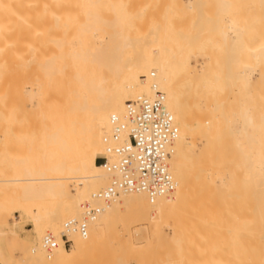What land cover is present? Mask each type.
Returning a JSON list of instances; mask_svg holds the SVG:
<instances>
[{
    "label": "bare ground",
    "instance_id": "1",
    "mask_svg": "<svg viewBox=\"0 0 264 264\" xmlns=\"http://www.w3.org/2000/svg\"><path fill=\"white\" fill-rule=\"evenodd\" d=\"M146 1L148 3L149 0H17L18 7L14 10L16 7L12 6L15 4L11 6L2 0L3 5H9L11 12L12 9L18 12L17 20L12 22L16 24L13 29L3 28L9 22L0 25L3 32L0 61L3 60L4 67L1 72H4V80H0L3 83L0 82V86H6V91L0 96L13 93V97L2 96L10 98L9 101L6 99L8 114L5 117L8 124V170L0 177L2 264H82L102 246L112 248L118 256L144 253L146 257L151 249L154 254L153 248L156 251L160 246L165 216L185 204L194 211H200L207 198L210 200L205 204L210 207L202 208L205 211L219 208L217 212L222 216L218 215L223 222L226 221L223 226L224 223L217 218L218 222L213 224L212 212L208 210L205 214L201 208L202 213H209L212 218H204L210 222L201 221L219 226V229L213 228L215 232L211 230L214 237L223 238L219 235L223 233L226 237L221 240L225 244L222 251V244L214 243L210 254H214L215 259L219 251L222 254L219 253V261L211 260L209 256V264H264V0H254L253 3L252 0H242L248 5L240 0H231L233 3L217 0V9L214 6L216 13L207 15L204 12H210V8L203 7L207 11L201 12L203 15L199 14V17L194 15L197 19L193 18L192 26L187 29L178 27L175 32L170 31V27L166 32V24L162 23L161 27L155 20H150L151 12H154L149 10L150 4L146 5V10L144 7L137 9ZM159 1L156 9L166 0ZM179 1L176 0L178 4ZM215 1L210 2L213 4ZM199 2L197 6L203 10ZM250 3L256 5L253 7ZM183 6L188 7L182 3ZM243 6L251 8L247 15L242 14L247 10ZM168 7L165 6V10ZM176 7L179 10V5ZM195 7L194 11L199 12ZM190 14L191 19L193 14ZM163 15L162 21L167 22L168 15ZM148 21L151 22L145 27ZM183 21L180 24L186 22L185 25H189V19ZM177 23L176 28L179 26ZM142 24L146 25L143 27ZM215 41L217 43L214 44ZM212 43L218 48L214 49ZM251 67L257 71L254 75ZM153 85L164 95L166 108L178 129L168 159L174 189L152 201L143 192H119L108 203H103L94 196L111 182L113 174L97 163L96 158L105 153L103 138L110 134V118L112 115L123 116L127 102L136 97H153ZM237 181L242 188L240 183L234 185ZM202 185L207 192L212 189L218 196L214 195L213 199L220 201H211L214 192L209 191L208 197ZM192 188L200 190V201L197 197L200 206L195 200L197 194L190 191ZM235 189H240L241 193ZM234 191L243 197H239L242 203L232 194ZM190 195L195 196H191L195 198V204H192L194 201L190 203ZM202 196H206L205 201H202ZM227 196H235L240 201L232 204L238 218H242L238 213L249 206L244 210L248 213L243 212L246 215L243 214L241 224L235 225L237 227L229 221L231 217L228 216L233 210ZM47 198L55 201L48 203ZM248 198H253V202L249 200V204ZM210 201H214L216 207ZM85 202L98 207L99 213L87 222L86 236L70 233L71 245L64 248L60 241L64 223L81 219V205ZM221 204L227 205L232 213L225 207V213L227 210L231 213L226 216L220 210L224 209L219 206ZM13 212L19 213L18 219L9 222ZM236 212L230 219L233 222L239 221L234 216ZM123 213L128 216L124 219L121 237L114 222ZM26 219L33 227L34 235L30 233L31 237H21L15 229ZM191 222L187 229L192 232L181 233L176 236L173 246L169 245L175 249L179 246L180 249L175 250L179 253L176 257L169 256L172 250L168 251L169 254L166 252L167 260L155 259L152 255L154 258L148 256L146 259L133 254L130 256L139 261L145 259L144 264H151L147 263L148 259L151 262L154 259L153 264L208 263L205 258L201 259L202 262L192 259L191 253L183 246V241L190 234L201 230V222L195 218V225ZM242 224L246 228H241ZM247 224L248 233L245 231ZM142 225H147L150 235L158 237V240L148 239L146 244L135 246L131 228L136 227L133 233L142 236ZM220 225L225 228L232 226L228 228L229 234L228 229L223 231ZM239 227L241 234L247 233L242 237L244 239H241V234H236ZM259 227L263 231L258 230ZM48 233L58 243L50 251L42 247V239ZM214 233L219 234L215 236ZM225 239L231 242L226 244ZM236 239L238 241L235 242ZM242 241H246L243 246ZM7 242L16 249L18 257L4 256L2 247ZM237 242L241 247L236 245L239 244ZM237 246L244 249L241 251ZM148 248L151 249L145 253ZM234 248L241 253L236 255ZM126 257L123 260L127 261ZM126 261L119 259L121 264Z\"/></svg>",
    "mask_w": 264,
    "mask_h": 264
},
{
    "label": "rangeland",
    "instance_id": "2",
    "mask_svg": "<svg viewBox=\"0 0 264 264\" xmlns=\"http://www.w3.org/2000/svg\"><path fill=\"white\" fill-rule=\"evenodd\" d=\"M1 2H0V9L2 8V10H0V15H2V16H0V18H2V19H0V25H2L4 22L5 23H10V21H11V25H8V24H5L4 26H3V28H6V27H8V28H10L11 29V27L13 26H15L16 24L15 23H12V22H15L14 20L16 19L17 20V17H15V16H18V15H16L18 12L16 11H14V10H16L17 9V0H8V2L6 1V0H3V2L5 3V4H9V5H13V4H15L14 6H12V8L13 7H16L14 10L12 9V12H11V8L10 7H8L9 5H3L2 4V0H0ZM141 1V0H140ZM144 1V0H143ZM150 1H152V2H150ZM162 1H164V0H162ZM186 1H188V2H192V0L190 1V0H180L179 2H180V4H178L177 2H176V0H166L165 1V3H163L162 4V2L160 3V8L159 7H157L158 9H156L155 8V5H157V3L159 4V0H149L148 1V3H147V1H146V4L144 3V2H142V3H144V4H140V6H138L137 7V9L138 8H142V7H144V10H146V8H148L146 5H148V4H150V5H148L149 6V10L150 9H152V11L154 10V12H151V11H148V12H151V15L152 16H154L155 15V12H156V16H154V18L151 16V19L150 20H155V21H153V22H155V23H159L160 25H162V23H163V25H165L164 26V29H166V28H168V27H170V31H173V32H175L176 30H178L179 28H182V26H183V29H187L188 27H190V26H192V20H194L195 18L197 19V17H199V14L201 15L202 13H203V11L204 10H206L205 8H206V6H208L207 7V9H209V11L211 12V7H213V11H212V13H210V12H204V13H207V15H209V14H213V13H216V9H217V4L216 3H218L219 1H215V3H211L210 1H212V0H202L204 3L205 2H208V4L207 3H205L206 5H204V4H202V2L200 1V0H197L198 2L200 1L201 2V4L203 5H201V4H199L200 6H202V8L203 7H205V8H203V10H201V7H199V6H197L198 4V2L196 1L195 3H194V0H193V3H189L191 6H193V8H194V6H196L197 7V9H199L198 11L200 12H196V11H194V9L190 6L189 7V4L188 3H186ZM234 1V0H233ZM233 1H231L230 0V3H233ZM237 1V0H236ZM241 2H242V0H240ZM248 2H250V0H247ZM247 1H243L242 3H245V5H248V4H246L247 3ZM253 1L254 0H252V3H253ZM139 2V1H138ZM138 2H136V3H138ZM150 2V3H149ZM185 2V3H184ZM199 2V3H200ZM214 2V1H213ZM255 2H256V0H255ZM168 3H170V4H168ZM175 5H174V4ZM182 3H183V5L185 4L186 6H188V7H185V6H183L182 7ZM234 3H237L238 4V2H234ZM241 3V5H244V4H242ZM139 4V3H138ZM162 4V5H161ZM166 4V5H165ZM255 5H256V3H254ZM253 4V5H254ZM172 5H174V7L172 6ZM177 5H179V7L181 8V10H180V8H179V10H178V8L176 7ZM234 6L236 5V4H233ZM253 5H251V3H250V6H253ZM254 5V6H255ZM3 6H4V8H3ZM135 6H137L136 4H135ZM165 6L166 7H168L166 10H167V13H165L166 12V10H165ZM211 6V7H210ZM214 6H215V8H214ZM237 6V5H236ZM249 6V7H250ZM253 6V7H254ZM170 7H172V9H170ZM196 7H195V9H196ZM242 7V6H241ZM248 7V6H247ZM247 7L245 6V8L247 9ZM133 8V7H132ZM177 8V9H176ZM243 8H244V6H243ZM244 8V9H245ZM134 9V8H133ZM188 9V10H187ZM215 9V10H214ZM240 9V8H239ZM245 9V10H246ZM250 9V10H249ZM252 9H254V8H252ZM6 10V11H5ZM159 12H158V11ZM163 10H165V11H163ZM169 10H172V11H170L169 12ZM244 10V11H245ZM251 11V8H248L246 11H245V13H242V14H244V15H247V11ZM15 13H14V12ZM189 11V12H188ZM194 11V12H193ZM207 11V10H206ZM215 11V12H214ZM2 12H3V14H2ZM160 12H162V13H160ZM164 12V13H163ZM176 12H178L179 13V15L176 13ZM181 12V13H180ZM192 12V14H193V17L190 19L189 18V14ZM202 12V13H201ZM238 12H241V11H238ZM14 14V16L12 15V14ZM152 13H154V15L152 14ZM168 13H172V14H169L168 15ZM174 13H176V14H174ZM195 13V14H194ZM249 13V12H248ZM11 14V15H10ZM163 14H167L168 16L166 17L167 18V22H166V20H164L165 21V23H164V21H162L164 18V16L165 15H163ZM196 14H197V17H195L196 16ZM241 13H240V15H242ZM8 15V16H7ZM158 15H159V19H158ZM177 15V16H176ZM195 15V16H194ZM203 15V14H202ZM201 15V16H202ZM215 15V14H214ZM4 16V17H3ZM6 16V17H5ZM12 16V17H11ZM162 16V17H161ZM224 18H225V15L223 14L222 15ZM11 17V19H9V18ZM14 17V18H13ZM174 17V18H173ZM190 17H191V14H190ZM161 18V19H160ZM194 18V19H193ZM5 21H4V20ZM168 19L170 20L169 22H168ZM187 19H189L190 21L187 23V24H189V25H185L186 24V22H185V24L183 23V24H180V22L182 23V20H184V21H186ZM2 20V21H1ZM8 20H10V21H8ZM176 20H178V22L179 23H177V21ZM181 20V21H180ZM159 21V22H158ZM160 21H162V22H160ZM183 21V22H184ZM149 22H151V21H148V22H145L146 24H144V25H146L145 27H147V26H149ZM175 23H177V24H179V26H177V24H176V26H177V28L176 27H174L175 26ZM154 24V23H153ZM152 24V25H153ZM8 25V26H7ZM143 25V24H142ZM144 25H143V27H144ZM150 25H151V23H150ZM155 25V24H154ZM163 25L161 26V27H163ZM159 26V25H158ZM172 26H173V29H172ZM1 28H0V41L2 40V26H0ZM13 27H12V29H13ZM140 27H142V26H140ZM142 27V28H143ZM179 27V28H178ZM184 27H186V28H184ZM176 28V29H175ZM168 30V31H169ZM12 31V30H11ZM169 31V33L170 34H172V32H170ZM6 32H8V31H6ZM6 32H4L5 33V35L7 36V33ZM166 32H167V29H166ZM215 40H217L216 38H214ZM214 39L212 40V41H214ZM210 40V41H211ZM211 41V42H212ZM219 42V41H218ZM1 43V42H0ZM215 43H217L216 41L214 42V44ZM2 44V43H1ZM0 44V45H1ZM213 43H212V46L214 47V49L216 48L215 47V45H214ZM217 45V44H216ZM221 46V45H220ZM1 47V46H0ZM218 48V47H217ZM216 48V49H217ZM221 48H222V46H221ZM220 48V49H221ZM223 49V48H222ZM224 57V56H223ZM1 58H2V56H1ZM222 58V57H221ZM224 59V58H223ZM1 62H2V64H1ZM252 63V62H251ZM3 65V60L1 59V61H0V66L1 67H3L2 66ZM249 66H252L251 64H248ZM0 67V68H1ZM2 69V68H1ZM251 73H253V75L257 72L256 71V69L255 68H253V67H251ZM249 70H250V68H249ZM2 71H4V67H3V70H0V73L2 72ZM4 73V72H3ZM3 73H1V75H0V80H4V75H3ZM3 77V78H2ZM2 80V81H3ZM1 82V81H0ZM2 83V82H1ZM0 83V84H1ZM3 84V83H2ZM4 86V85H3ZM2 85L0 86V93L1 92H3V91H6V86L5 87H3ZM262 90H264V89H262ZM261 90V92H263ZM8 91V90H7ZM5 94V93H4ZM4 94H2L1 96H0V177H3L4 176V174L6 175V173H7V170H8V168H7V166H6V162H7V151L8 150H6L7 149V139H8V124L6 123L7 122V119L5 118V117H7V114H8V105H7V103H8V101H9V99L10 98H3L2 96H4V97H10V96H12L13 95V93L11 94V95H8V92H7V96H6V94L4 95ZM262 94V96H263V93H261ZM15 95V94H14ZM13 97V96H12ZM6 99H8V101L6 100ZM6 101H7V103H6ZM6 103V104H5ZM26 104H28V103H26ZM7 107V108H6ZM5 114V115H4ZM4 120V121H3ZM6 120V121H5ZM7 153V154H6ZM99 155V154H98ZM97 155V156H98ZM3 163H5L4 165H3ZM239 184L240 182L239 181H237L234 185H236V184ZM198 186V184H195V186ZM200 185V184H199ZM233 185V187H235ZM70 186H72L71 184H70ZM194 186V185H193ZM205 186V185H204ZM200 187V186H199ZM199 187H196V188H199ZM202 187H203V185H202ZM206 188H209V187H207V186H205ZM232 187V188H233ZM238 187H239V185H238ZM240 187L242 188V185H241V183H240ZM196 188H192V189H190V191H191V193L193 194H197L196 195V197L195 196H192V195H190V203H192V201H194L193 199H195V200H197V197L200 195L199 193V191L200 190H204V191H206V189L203 187L202 189H201V187H200V190L198 191V189H196ZM240 188V189H241ZM240 189H235V190H237V192L240 190ZM195 190V192H192V191H194ZM202 190V191H203ZM207 190H209V189H207ZM196 191H197V193H196ZM202 191H201V193H202ZM209 191H213L212 189L211 190H209ZM208 191V192H209ZM241 192H242V189L240 190ZM239 191V192H240ZM199 192V193H198ZM207 191L205 192V194L206 195H208L209 193H208ZM214 192V191H213ZM232 192V191H231ZM238 192V193H239ZM240 192V193H241ZM190 192H189V194H191ZM212 193V192H211ZM210 193V194H211ZM239 193V194H240ZM199 194V195H198ZM229 194H230V191H229ZM232 194H235V191L232 193ZM231 194V195H232ZM204 195V194H203ZM214 195H216L215 194V192L213 193V197L211 198V201L212 200H216L217 199V201L219 200L218 198H216V199H213V198H215V196ZM195 197V198H193L192 199V197ZM211 196V195H210ZM217 196V195H216ZM229 196V195H228ZM227 196V197H228ZM235 196L236 197H240L241 195H237V194H235ZM235 196L234 197H232V198H230V197H228V201L229 200H231L230 201V203L229 204H231V206H229L232 210H233V208L235 209V206L232 208V204L234 205V204H238V202L240 203V199L241 198H239V200L237 201V199H235ZM208 197H209V195H208ZM218 197V196H217ZM220 197V196H219ZM242 197V196H241ZM199 198H201V196H199L198 197V200H199ZM204 198H206V196L205 197H203L202 196V201H205V199ZM222 198V197H221ZM223 198H224V196H223ZM234 198V199H233ZM225 199V198H224ZM242 199H243V197H242ZM47 200V202L48 203H53L54 201H55V199H52V198H47L46 199ZM197 200V201H198ZM210 200V199H209ZM209 200H208V198H207V200L206 201H208V203H209ZM236 200V201H235ZM249 200L251 201V202H253V198H248L247 199V201H248V203H249ZM186 201H187V199H186ZM189 201V200H188ZM200 201V200H199ZM199 201H198V205L200 204L199 203ZM206 201H205V203H206ZM211 201H210V204L211 205H213V203H214V201H213V203H211ZM217 201H216V203H217ZM220 201V200H219ZM232 201H235V203H232ZM243 201H245V205H248L247 204V201L244 199ZM196 203V201H194V203H192V204H195ZM204 203V204H205ZM226 203H227V201H226ZM241 203H242V201H241ZM187 204H189V203H187ZM202 205L201 204V208L202 207H205V208H208V207H210L209 206V204H208V206L206 205ZM225 204V203H224ZM224 204H221V205H219V206H222V208H224V209H221L220 208V210L222 211V212H224L225 213V210L226 209H228L229 211H230V208L228 207L227 208V205L226 206H223ZM243 204V205H244ZM250 204V203H249ZM198 205L196 204L195 205V208H197L198 207ZM214 205H215V203H214ZM213 205V206H214ZM197 206V207H196ZM200 206V205H199ZM218 205H217V207H219ZM212 207V206H211ZM215 207H216V205H215ZM214 207V208H215ZM225 207H226V209H225ZM239 206L237 205V208H238ZM240 207H242V205L240 204ZM247 207H249V206H247ZM247 207L245 206V208H244V210L245 209H247ZM201 208L199 209L200 211H197L196 209H195V211L197 212H195L194 210H193V208L191 209V207H190V205H186L185 204V206H183V207H181L180 209H178V210H176L175 212H172L171 213V215H168V216H165V225H164V227H163V231L160 233V246L158 247V248H156V251H154L155 249L153 248V253L154 254H152L151 252H152V249H151V254L149 255L148 254V256H149V258H154L155 257V259H157V258H159V259H161V260H167V258L168 257H165L166 256V252L169 254V252L168 251H170V250H172V253L171 254H169V256L170 257H176L178 254L177 253H175L176 251V249H178L179 248V246L175 249L174 247L172 248V247H169V245H172L173 246V244H174V241H175V238H176V236H179L181 233H186V232H188V231H191L192 232V230H189V229H187V225L189 224V222H191V220H193L191 223L192 224H194L195 225V222H194V218L195 219H197V221H198V223H200L201 222V226H200V228L199 229H201V230H199V229H197V230H199V231H197L196 233H195V231L193 232V234H190V236L187 238V239H185L183 242H184V247H185V249L187 250V251H189L190 253H191V257H192V259H195V260H201V259H204V260H208L207 262L208 263H206V262H204V263H206V264H209L210 263V259L212 260V259H215V258H213L214 257V254L213 255H211L210 253H212L213 252V250H212V248L213 247H215V246H213V245H215L216 243V241H218L217 242V244L216 245H218V244H222V248H220V250L222 249H224V246H225V244H224V242L223 241H221L223 238H226V237H224V235L223 234H219V233H222L223 231H224V229L226 230V228L228 229L229 227H223V226H225V223L224 222H226V221H224L223 222V220H222V214L221 213H218L217 212V210L219 211V208H215L213 211L211 210V208H210V210L209 209H206V211L202 208V211L206 214L207 212H208V210H209V213L210 212H212V216L214 217L213 218V220H211V222L213 223L214 221L215 222H218V220L219 219H221L220 221H221V223L223 222L224 223V225L223 226H221L220 228H222L223 227V231L222 232H220V230H218L219 231V233H217V234H219V235H222V237L223 238H221V236L219 237V236H216L217 234H215V236L216 237H218L219 239H220V242H219V240L217 239V240H215V238L216 237H214V235H213V233H212V231L211 230H213V228H215V229H217L218 227H214V226H212L213 224L212 223H205V221L204 220H206V219H204V218H211L210 216V214L208 213L207 215H205L204 213H202L201 212ZM236 208V209H237ZM249 209V208H248ZM247 209V210H248ZM224 210V211H223ZM228 210L226 211V216H228V215H230L232 212L234 213V212H236L237 210H233L230 214L228 213ZM242 211V212H239L238 214L240 215V216H242V218H243V214H245L246 215V213H243V212H247L248 213V211ZM250 210H251V208H250ZM249 210V211H250ZM215 211L217 212V213H215ZM201 212V213H200ZM232 213V214H233ZM18 212H13V218H9V222H12L13 220L15 221V220H17L18 219ZM204 214V215H203ZM218 214H220L221 216H219ZM228 214V215H227ZM231 214V216H228V217H231L230 219L232 220V217H233V215ZM122 215V214H121ZM202 215H203V217H202ZM208 215H210V216H208ZM249 215H250V213H249ZM123 216V217H122ZM122 216H120L118 219H119V221H118V219H117V221H115L114 222V224H115V226H117V228L120 230V232H121V237L123 236V233H124V219H126V217L128 216V214L127 215H125L124 213H123V215ZM208 216V217H207ZM217 216V217H216ZM225 216V217H226ZM234 216H236V219L239 217V216H237V212L234 214ZM248 216V215H247ZM122 217V218H121ZM216 217V218H215ZM225 217H223L224 218V220H225ZM228 217L226 218V220L228 221ZM122 220H121V219ZM217 218H219L218 220H216ZM234 218V217H233ZM241 217L240 218H238L239 219V221L238 222H233V221H231L230 219H229V221L230 222H232V224L233 223H235V224H233L234 226L233 227H237L238 225H240L241 224V222H240V220L242 219ZM245 218V217H244ZM248 218H250V217H248ZM248 218L247 219H244V220H248ZM200 221H199V220ZM201 219H204L203 221L204 222H202L201 221ZM209 219L208 220H206V221H209ZM212 219V218H211ZM234 220V219H233ZM243 220V219H242ZM220 221H219V224H220ZM210 222V221H209ZM240 222V223H239ZM229 223V222H228ZM228 223H226V224H228ZM238 223V224H237ZM247 223V222H246ZM217 224V223H216ZM218 224V225H219ZM237 224V226H235ZM244 224V223H243ZM242 224V227L241 228H244V226L245 225H243ZM193 225V226H194ZM196 225H198L197 223H196ZM229 225V224H228ZM227 225V226H228ZM231 225V224H230ZM229 225V226H230ZM143 226V229H144V234L142 235V236H139V235H135L134 233H133V230L136 228V227H132L131 229H132V242H133V244L135 245V246H139V245H144V244H146V242H147V240L148 239H151V240H153V241H157L158 240V237H156V236H151L150 235V232H149V228L147 227V225H142ZM249 225L247 224V227H248ZM195 227V226H194ZM232 227V226H231ZM230 227V228H231ZM196 228V227H195ZM229 228V229H230ZM241 228L239 227V229H237V231H239V230H241ZM245 228H246V226H245ZM263 228V227H262ZM15 229H16V231L18 232V234L21 236H28L30 233V235H34V231H33V227H32V224H31V222L28 220V219H26V220H24L23 222H21V223H19L16 227H15ZM149 229V230H148ZM219 229V228H218ZM229 229L228 230H226V231H228V234H229ZM260 229V227L258 228V230ZM264 229V228H263ZM263 229H260V230H262L263 231ZM152 230V229H151ZM243 230V229H242ZM248 230H249V227L247 228V229H245V231H247V233H248ZM21 231V232H20ZM214 231V230H213ZM33 232V233H32ZM215 232V231H214ZM233 232V231H232ZM231 232V233H232ZM235 232H236V229H235ZM259 231H257V233H258ZM241 234L240 233V231L239 232H237L236 234L237 235H239V234ZM247 233H244L245 235L247 234ZM259 233H261V232H259ZM27 234V235H26ZM235 234V233H234ZM244 234H241V239H244V238H242L243 236H244ZM29 235V236H30ZM21 236V237H22ZM226 236H228V235H226ZM240 236V235H239ZM31 237V236H30ZM232 237V236H231ZM234 237V236H233ZM24 238V237H23ZM236 237H234V239H235ZM246 238H247V236H246ZM245 238V240L247 241L248 239H246ZM233 238H231V240H232ZM238 239V238H237ZM234 240L235 242L236 241H238L239 240V242L241 241V239L239 238L238 240ZM183 240V239H182ZM215 240V241H214ZM231 240H226L225 239V243L227 244V243H230L231 242ZM226 241H229V242H226ZM233 241V242H234ZM244 241V240H243ZM241 242V243H243L242 244V246L244 245V244H246V241H245V243L244 242ZM249 241H251V240H249ZM9 242V241H8ZM8 242L7 243H5L4 245H3V249H2V252H3V254H4V256L7 258V257H18L19 256V254H18V252L16 251V249H12L13 248V246L11 247V245H10V243L8 244ZM234 242V243H235ZM239 242H237V243H239ZM215 243V244H214ZM247 243H249V242H247ZM12 244V243H11ZM5 245H8L7 247L8 248H6L5 247ZM236 245H240L239 247H241V244L239 243V244H236ZM220 246V245H219ZM237 246V248L238 249H240L241 250V248H239ZM9 247H11V249H9ZM15 247V246H14ZM181 247V246H180ZM236 247V246H235ZM16 248V247H15ZM106 246H102V247H100L95 253H94V255H92V257L90 256V257H88V260H84V261H86V262H84V263H82V264H121L120 262H119V259H121L122 261H126V260H123L126 256V259H127V261H126V263L125 264H144L143 262L144 261H146L145 259H146V257H148V256H144V253L142 254V253H140L141 255H143L144 257H141V255H139V253H137V254H133V255H135L136 257H140L141 259H143V258H145L144 260H137V259H135V258H133V256L131 257L130 256V254L131 253H125V255L124 254H119V256L116 254L117 252H114L113 250H112V248H109L110 249V251H109V249L108 248H106ZM243 249H244V247H242ZM8 249V250H7ZM149 248L148 249H146V252L145 253H147V251H149L150 250ZM180 249V248H179ZM235 249V248H234ZM242 249V250H243ZM108 250V251H107ZM221 250V251H222ZM240 250H239V253H238V250L236 251V249H235V251H236V255H237V253L238 254H240L241 252H240ZM241 250V251H242ZM212 251V252H211ZM219 251V249L216 251V252H218ZM221 251H219V253L221 252ZM177 252H178V250H177ZM216 252H214V253H216ZM109 253H110V255H109ZM217 253L218 254V256H217V259H218V257H221V255L220 254H222V253ZM127 254V255H126ZM131 254V255H132ZM168 254H167V256H168ZM177 254V255H176ZM112 255V256H111ZM154 256V257H152V256ZM220 255V256H219ZM121 256V257H120ZM151 256V257H150ZM209 256H211L212 258H210L209 259ZM120 257V258H119ZM169 257V258H170ZM241 257V256H240ZM116 258V259H115ZM131 258V259H130ZM239 258V257H238ZM242 258V257H241ZM240 258V259H241ZM129 259V260H128ZM148 259V258H147ZM217 259H215L216 261H219V260H217ZM153 260L154 259H152V262L150 261V259H148V261H147V263L149 262V263H151V264H153ZM194 260V262L196 263V261ZM215 260H213L212 262H215ZM239 260V259H238ZM155 261V260H154ZM203 260H201V262H202ZM124 262H122V264H124ZM193 262V263H194ZM204 263H200L199 262V264H204ZM0 264H2L1 262H0ZM196 264H198V263H196ZM212 264V263H211ZM215 264V263H214Z\"/></svg>",
    "mask_w": 264,
    "mask_h": 264
},
{
    "label": "built area",
    "instance_id": "3",
    "mask_svg": "<svg viewBox=\"0 0 264 264\" xmlns=\"http://www.w3.org/2000/svg\"><path fill=\"white\" fill-rule=\"evenodd\" d=\"M154 89L153 97L139 96L127 102L123 116L112 115L111 131L103 138L105 153L96 162L112 173L111 182L94 196L108 203L119 192H143L150 201L173 191L175 183L168 171V159L178 129L164 103V95ZM82 218L64 223L60 241L71 245L70 233L84 237L87 222L99 208L92 203L81 205ZM51 233L42 239V247L50 251L57 246Z\"/></svg>",
    "mask_w": 264,
    "mask_h": 264
}]
</instances>
